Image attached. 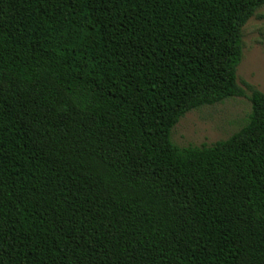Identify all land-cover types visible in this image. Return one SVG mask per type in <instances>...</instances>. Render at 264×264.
Returning a JSON list of instances; mask_svg holds the SVG:
<instances>
[{
  "label": "trees",
  "instance_id": "trees-1",
  "mask_svg": "<svg viewBox=\"0 0 264 264\" xmlns=\"http://www.w3.org/2000/svg\"><path fill=\"white\" fill-rule=\"evenodd\" d=\"M264 0H0V264H264V93L180 147L189 110L244 95Z\"/></svg>",
  "mask_w": 264,
  "mask_h": 264
},
{
  "label": "rangeland",
  "instance_id": "rangeland-1",
  "mask_svg": "<svg viewBox=\"0 0 264 264\" xmlns=\"http://www.w3.org/2000/svg\"><path fill=\"white\" fill-rule=\"evenodd\" d=\"M241 35L242 53L236 68V82L244 95L187 111L171 129L174 144L180 147L211 145L228 138L246 123L251 101L245 84L264 93V4L243 25Z\"/></svg>",
  "mask_w": 264,
  "mask_h": 264
}]
</instances>
